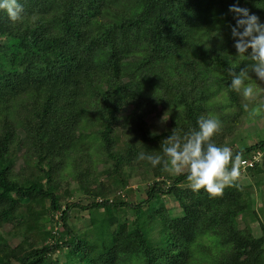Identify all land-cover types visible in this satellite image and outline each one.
Masks as SVG:
<instances>
[{"label": "trees", "instance_id": "16d2710c", "mask_svg": "<svg viewBox=\"0 0 264 264\" xmlns=\"http://www.w3.org/2000/svg\"><path fill=\"white\" fill-rule=\"evenodd\" d=\"M233 2L20 0L17 21L0 11V264H264V227L254 236L245 221L253 199L238 180L211 195L187 170L137 159L163 156L171 132L201 116L220 120L218 146L243 126L225 59L245 63ZM240 5L264 21V0ZM246 82L264 97V82ZM151 117L168 129L154 133ZM230 148L241 160L264 140ZM127 172L149 179L136 203L121 197ZM81 211L85 229L70 223Z\"/></svg>", "mask_w": 264, "mask_h": 264}, {"label": "clouds", "instance_id": "9594fccd", "mask_svg": "<svg viewBox=\"0 0 264 264\" xmlns=\"http://www.w3.org/2000/svg\"><path fill=\"white\" fill-rule=\"evenodd\" d=\"M0 11L11 21L22 18L23 5L20 0H0ZM235 20L229 25L233 39L235 56L244 61V66L236 71L228 63V74L231 77L229 88L240 94L246 102L242 108L249 116L259 114L264 110V97L251 83L250 78L264 82V21L249 9L240 5V0H234L228 6ZM218 38L223 41L219 34ZM250 104L254 106L250 108ZM221 130V122L213 116H201L197 119V128L190 133L179 135L172 131L163 146V156L137 154V159L147 161L152 167L159 165L168 173L181 174L186 171V180L193 191L203 188L211 195L220 194L226 186L233 184L240 175L238 162L240 154L234 153L227 145L218 146L212 137Z\"/></svg>", "mask_w": 264, "mask_h": 264}, {"label": "rangeland", "instance_id": "374dc122", "mask_svg": "<svg viewBox=\"0 0 264 264\" xmlns=\"http://www.w3.org/2000/svg\"><path fill=\"white\" fill-rule=\"evenodd\" d=\"M253 104H250V108L253 107ZM247 113V112H246ZM148 124L152 125V131L154 133L159 134L160 132L166 131L168 129V122L164 119H156L155 117H151L148 120ZM260 140H264V110L259 111V114L255 116H247L245 117V122L243 126H241L236 134L233 136V139L224 138L221 141L222 145L233 146L234 148H244L246 146L252 145ZM263 164V172L253 174L251 176L246 171L240 172L237 180L239 183L245 187V189L249 190V195L252 200L251 210L248 215L245 216V221H248L252 233L254 236H260L262 232V228L264 227V161H261ZM19 162H17V165ZM128 179V188L126 189V193L122 192L121 197L123 200L128 201L130 203H136L142 199V193L145 190L146 185L149 183L148 177H141L133 172H127ZM103 184H106V180L104 177H100L99 179ZM166 207L173 209L178 212L176 204L172 202L167 197L164 199ZM254 201V202H253ZM250 210V211H251ZM74 217L70 221L71 225L74 228L85 229L87 228L88 218L91 217L88 211L74 212ZM241 218L238 219V222H241ZM10 228L6 227L3 232L7 233L5 236L12 241V234L9 233Z\"/></svg>", "mask_w": 264, "mask_h": 264}, {"label": "built area", "instance_id": "2783aa9c", "mask_svg": "<svg viewBox=\"0 0 264 264\" xmlns=\"http://www.w3.org/2000/svg\"><path fill=\"white\" fill-rule=\"evenodd\" d=\"M264 151L257 150L250 154L248 158L241 159L238 162V168L241 172L246 171L247 169L253 168L257 163L261 161Z\"/></svg>", "mask_w": 264, "mask_h": 264}]
</instances>
